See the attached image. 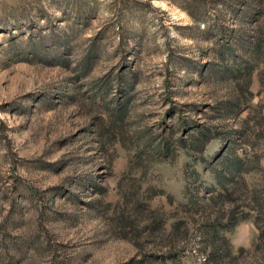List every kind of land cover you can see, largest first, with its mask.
Instances as JSON below:
<instances>
[{
    "label": "rangeland",
    "instance_id": "1",
    "mask_svg": "<svg viewBox=\"0 0 264 264\" xmlns=\"http://www.w3.org/2000/svg\"><path fill=\"white\" fill-rule=\"evenodd\" d=\"M0 264H264V0H0Z\"/></svg>",
    "mask_w": 264,
    "mask_h": 264
}]
</instances>
